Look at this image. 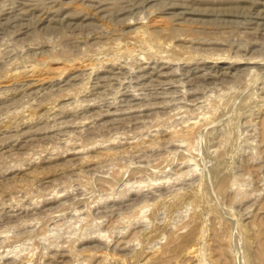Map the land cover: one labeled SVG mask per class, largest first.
<instances>
[{
    "label": "rangeland",
    "instance_id": "1",
    "mask_svg": "<svg viewBox=\"0 0 264 264\" xmlns=\"http://www.w3.org/2000/svg\"><path fill=\"white\" fill-rule=\"evenodd\" d=\"M0 264H264V0H0Z\"/></svg>",
    "mask_w": 264,
    "mask_h": 264
},
{
    "label": "bare ground",
    "instance_id": "2",
    "mask_svg": "<svg viewBox=\"0 0 264 264\" xmlns=\"http://www.w3.org/2000/svg\"><path fill=\"white\" fill-rule=\"evenodd\" d=\"M137 33L140 35V37L141 38H144L145 37V35H144V31L143 30H140V31H137ZM149 41V40H148ZM145 42H147L146 41V39H145ZM164 44V43H163ZM148 47H150L151 46V44L149 45L148 43L146 44ZM124 47V46H123ZM146 47V46H145ZM120 48V47H119ZM122 49V48H121ZM126 49V48H125ZM128 49V48H127ZM120 50V49H119ZM124 50V49H123ZM129 50V49H128ZM122 51V50H121ZM148 51H150V50H148ZM126 52V50H124V53ZM122 53V52H121ZM120 53V51H119V54L118 55H120L121 54ZM123 53V54H124ZM130 54V53H129ZM87 64H89V62L87 63ZM90 64H92V63H90ZM86 65V64H85ZM87 66V65H86ZM90 68H92V65H91V67ZM53 107V106H52ZM50 108V107H49ZM206 115V114H205ZM207 116V115H206ZM205 116V117H206ZM209 116V115H208ZM208 116H207V118H208ZM28 117V116H27ZM29 117H31V116H29ZM28 117V118H29ZM30 119V118H29ZM203 119V118H202ZM206 119V118H205ZM208 119H210V118H208ZM188 123V125H186V127L182 130V134H184V136L182 137V138H180V140H184V139H187V138H190L191 137V135H193V127L196 125V120L195 121H191V122H189V120L187 121ZM196 127V126H195ZM179 130V129H178ZM181 131V130H180ZM175 133V132H174ZM177 134V133H176ZM172 135H173V133H172ZM180 135V134H179ZM174 136V135H173ZM177 136V135H176ZM176 136H175V138H176ZM177 138H179V137H177ZM111 154V153H110ZM85 159V158H84ZM83 160V159H82ZM83 161H85V160H83ZM86 161H88V160H86ZM86 163V162H85ZM203 229V228H202ZM74 235V234H73ZM98 235V234H97ZM104 235H106V234H103V232L102 233H100V237L101 236H104ZM107 236V235H106ZM49 237V236H48ZM102 238V237H101ZM181 238V237H180ZM189 238V237H188ZM153 243V242H152ZM179 244H182V243H180L179 242V240H178V237L177 238H172L171 239V242L167 245V250H172L173 248H175L177 245H179ZM198 247V246H197ZM196 246H195V243L194 244H190L187 248H186V250H185V256H188V257H195V256H197L198 254H199V250H198V248H197ZM95 251V250H94ZM165 251H166V249H165ZM173 251V250H172ZM12 252H13V250H12ZM11 252V253H12ZM84 252V251H83ZM88 252V251H87ZM92 253H94L93 251H91ZM10 253V252H9ZM105 253V252H104ZM84 254V253H83ZM82 254V255H83ZM86 254V253H85ZM80 255V254H79ZM87 255H88V253H87ZM90 256L89 257H91V253L89 254ZM94 255H96V254H94ZM94 255H93V257H94ZM183 255V254H182ZM6 256V255H5ZM97 256H99V254L97 255ZM87 257V256H86ZM182 257V256H181ZM88 258V257H87ZM191 258V259H192ZM197 258V257H196ZM196 258H195V260H196ZM180 260V259H179ZM185 262V261H184Z\"/></svg>",
    "mask_w": 264,
    "mask_h": 264
}]
</instances>
